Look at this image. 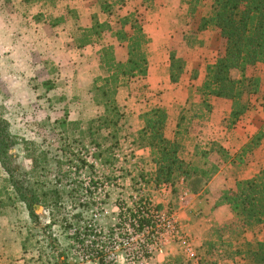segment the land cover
<instances>
[{
	"label": "rangeland",
	"instance_id": "1",
	"mask_svg": "<svg viewBox=\"0 0 264 264\" xmlns=\"http://www.w3.org/2000/svg\"><path fill=\"white\" fill-rule=\"evenodd\" d=\"M128 2L131 11L142 17L148 35L151 34L152 46L148 49H153L155 60L152 61H164V54L174 48L187 60L188 69L187 86H178L172 91L171 85L163 83L164 72L158 71L154 63L153 73L162 84L151 89L143 82L131 85L128 97L134 99L123 108L156 101L164 93L169 101L180 97L185 100L187 88L200 85L206 66L214 62L220 47L216 31L196 35L198 17L207 13L212 0H200L198 16L193 20H188L189 11L184 0ZM20 14H27L21 2L15 7L0 0V118L7 123L13 140V146L7 150V159L0 155V221L8 228L7 238L11 240L6 241L10 242V248L12 245L16 248L14 257L19 264H144L134 258L131 260L137 249L135 238L126 243L125 222L119 220L118 212L119 208H131L141 196L149 193L146 190L149 180L140 174L146 167L133 163L131 157L124 158L122 164H117L110 153L100 157L102 152H97L90 140L80 135L78 126L61 127L59 122L65 106L67 122L83 125V87H77L76 81L72 83L74 77L68 83L64 75L74 72L62 73V67L48 59L47 51L39 52L29 41L30 45L26 46L20 43L21 35L16 34V23L21 26ZM187 33L196 35L202 44L196 42L194 44L198 45L185 47L187 43H183L182 37ZM163 42L167 50L161 49ZM195 72L196 79L193 78ZM259 72L264 78V64ZM46 82L49 85H45ZM211 102L217 104L219 100L211 99ZM219 103L216 114L212 110L207 121L200 119L205 112H199L198 107L188 110L189 134L182 131L180 137L186 148L184 156L187 157L186 151L191 154L196 145L216 149L212 145L215 143L233 154L231 178L252 166L258 173L264 169V140L256 147L251 141L264 126L262 109L247 113L233 130L228 131L221 126L225 117L221 112L222 105L225 103L228 108L229 103ZM215 104L212 105L215 107ZM122 147L115 148L120 155ZM211 160L220 168H225L229 161L217 152L211 155ZM129 164L131 168L126 167ZM131 169L134 176L128 180ZM140 182L145 189L139 186ZM15 184L19 191L15 190ZM20 192L28 196L32 192L42 204H31L28 208ZM176 197L174 195L173 200ZM171 205L176 209V202ZM252 233L248 232V238ZM119 240L124 241V246L115 250L113 241ZM181 253L159 254L149 264H196V261L216 264L218 258L217 253H210L206 247L196 248L193 258Z\"/></svg>",
	"mask_w": 264,
	"mask_h": 264
},
{
	"label": "trees",
	"instance_id": "2",
	"mask_svg": "<svg viewBox=\"0 0 264 264\" xmlns=\"http://www.w3.org/2000/svg\"><path fill=\"white\" fill-rule=\"evenodd\" d=\"M11 5L12 0H1ZM101 11L108 16H116L113 25L98 22L93 17L90 28L81 29L75 26L71 33L79 45L86 46L91 42L111 35L119 43H125L127 54L124 62L116 61L113 47L101 49L100 64L106 71L101 86L93 85L90 92L99 115L81 123L67 122V106L61 123L62 128L73 129L78 126L80 135L90 140L91 144L104 145L110 141L117 143L118 137L125 128V113L116 101L117 92L129 90L132 83L143 82L147 77L148 61L146 46L149 42L142 28V17L137 12L120 14L126 0H97ZM42 2L45 8L55 9V0H24L26 5ZM188 6V20L196 19L200 0H184ZM55 14H60L56 17ZM43 19L42 13L34 16L35 20ZM66 19V20H65ZM68 20L76 22V14L68 8L63 13H50L45 21L51 26L64 24ZM208 30L216 31L220 47L213 63L206 66L204 78L196 88H188V98L184 106L177 109L176 133L173 140L165 137V128L169 110L162 106H153L140 115L142 127L133 134L134 141L140 147L150 150V158L155 165L152 177L155 185L168 184L175 192L176 182L182 178L189 193H207V185L219 172V165L211 160L215 152L228 158L229 153L213 143L214 148L194 146L192 160L186 162L180 157V137L189 134L188 110L198 107L203 113L200 119L208 120L212 111L213 100H224L229 103V111L221 121V126L233 130L239 120L251 111L262 109L264 113V78L259 67L264 64V0H212L208 11L197 20L196 35ZM196 35L187 33L182 37L187 46L202 44ZM97 38V39H95ZM198 44H194V43ZM186 74V62L176 51L169 52L168 80L171 85L179 84ZM197 78V74L193 77ZM49 85L48 82L44 83ZM53 86L50 85V88ZM193 101H196L194 105ZM69 103V101H67ZM198 114V113H196ZM205 116V117H204ZM109 133L105 136V132ZM264 140V126L253 137L251 144L259 146ZM13 146L7 123L0 118V155L7 159V150ZM39 160L36 159V162ZM225 161V160H224ZM14 185L15 190L19 187ZM27 207L41 203L31 194L23 195ZM228 205L231 217L227 221L212 227L203 245L210 253H217L220 258H239L242 264H264V169L248 180H238L233 189L224 190L214 203V207ZM156 206V209H160ZM125 219H135L139 227L150 224L152 218L141 217L127 207ZM32 216V214H31ZM123 211L118 214L121 220ZM252 231L251 239L245 234ZM100 259V258H99Z\"/></svg>",
	"mask_w": 264,
	"mask_h": 264
},
{
	"label": "crops",
	"instance_id": "3",
	"mask_svg": "<svg viewBox=\"0 0 264 264\" xmlns=\"http://www.w3.org/2000/svg\"><path fill=\"white\" fill-rule=\"evenodd\" d=\"M19 2L25 6L27 14L21 15L20 19L18 20L21 26L16 23L17 26V33L20 34L21 37L20 43H23V45H30L29 43L33 44V48L39 49V52L47 51L48 59H51L54 64L59 65V67H62V73H69L74 72V74H65L64 77H66L67 82L69 83L72 81V78L74 77V83L76 81L77 87L82 88L83 87V121L95 117L99 115V108L95 106L93 102V97L90 92V89L93 85L101 86L103 84V80L106 77V71L103 65L100 64V55H101V49L103 47L111 46L113 47V54L115 56L116 61L124 62L126 60V44L125 43H119L116 38H114L111 35L103 36L101 39H97L94 42H91L90 44H87L86 46L79 45L77 41L75 40V37L71 33L74 31L75 26H78L81 29H87L90 28L93 24V17H97L98 22H106L110 25H113L117 21L116 16H108L107 14L103 13L101 11V8L98 4L97 0H55V9L52 8H45L47 6H43L42 2H34L32 4L26 5L24 3V0H12V5H17ZM131 3L126 0L125 6L119 11L121 15H125L131 11L129 5ZM68 8L69 10L73 11L76 14V22L73 20H68L61 25L57 26H51L48 24V22L45 21L47 15L50 13H63V9ZM30 10H34V12H31ZM42 13L44 15V18L35 20L34 16L37 14ZM60 16V14H55L56 17ZM66 20V19H65ZM14 26V25H13ZM15 27V26H14ZM142 28L145 32V34L148 37V44L146 46L147 51V61H148V71H147V77L143 83L151 88L159 87V84L161 83V79H157L155 74L153 73L154 70V63L157 65V70L162 73L163 75V83L171 85L168 80V67H169V54L165 53L163 56V60L161 62H156L154 60L152 61V46L151 44V34L148 35L146 26L142 24ZM150 32V31H149ZM22 39V41H21ZM154 40V39H153ZM27 42V43H25ZM164 45L161 46V49H166V42H163ZM24 48V47H22ZM26 48V47H25ZM158 46H154V49H157ZM153 50V49H152ZM176 51L174 48L171 49ZM169 50V52L171 51ZM178 54V51H176ZM23 54V53H22ZM24 56L27 54H23ZM151 55V56H150ZM58 58V59H56ZM83 60V62H82ZM186 62V71L188 69V62L186 59H184ZM79 72H83V75L79 74ZM78 73V74H75ZM153 73V75L151 74ZM83 76V77H82ZM186 74L183 75L182 80L179 84L171 85L172 88L170 90L173 91V88L175 90V87L186 85L185 79ZM137 83H132L137 85ZM83 84V86L81 85ZM187 86V85H186ZM189 87V86H188ZM125 92V93H124ZM127 94V96H126ZM121 95V96H120ZM167 95L164 93L163 95L158 96V99L156 101H150L149 103L145 104H136L134 107H125V105L131 104V100H133V97H128V92L126 89H121L117 92L116 95V101L121 106L125 113V128L122 130L121 134L118 137L117 143L114 144V141H110L104 145H95L92 146L97 152H102L100 157L104 153H110L112 158L117 159V164H122L124 158H130L132 159V162L141 166H145L146 170L144 169L143 172L141 171V175L143 179L149 180V186H147V191L149 192V196L151 197L152 201L158 205H160L161 210H165L167 208V204L172 202H176V212L175 215L178 218V221L181 226L182 232L190 237L192 240V251L191 254L188 255L190 258L192 254L194 253V250L197 248L204 249L203 241L207 238V235L209 233V230L212 227H215L231 217V211L228 205H219L217 207H214V203L218 199L220 193L224 190L233 189L235 182L238 180H248L252 178L256 173V167L252 166L251 168L247 169V171L241 173H238V177L233 176L232 178L229 175H232V160H233V154L229 153L230 160L227 162V166L225 168H220L219 172L212 178V180L207 185L208 192L202 193V194H193L189 193L186 189L185 182L182 178H180L176 184H175V193L172 191H155L153 187V174L155 171V165L152 163L150 158V150L145 147H140L138 144L134 141L133 134H135L137 131H139L142 127V122L140 120V115L144 113L145 111L149 110L153 106H162L169 110V117L166 123L165 128V137L167 139L173 140L175 138L176 133V114L177 109L180 106H184L187 98H188V88L186 91V98L184 100L181 99V97L178 99L176 98V101H169L168 98H166ZM124 101V104H123ZM223 102H227L224 100H219ZM153 104L151 105V103ZM171 102V104H169ZM212 103L215 104V107L212 108L213 113L216 110L219 109L220 103ZM134 102H132V105ZM123 104V105H122ZM228 104V102H227ZM229 105V104H228ZM223 111L221 112L222 116H225L229 111V106L227 108V105L224 103L222 105ZM212 112V111H211ZM212 115V114H211ZM128 129L127 133L125 131ZM109 133V131L105 132V136ZM90 142V141H89ZM181 150H180V157L185 160L186 162L190 161L191 159H187L188 157L193 156V149L192 153L188 154L186 151L185 154L187 157L184 156L183 151H185V145L181 143ZM223 145V144H222ZM122 147V155L119 154L118 150H115L117 147ZM224 148H226L223 145ZM229 148V147H228ZM189 148V151H191ZM232 151V150H231ZM109 154V155H110ZM125 156V157H123ZM99 157V158H100ZM127 168H131L130 164L126 165ZM133 167H135L133 165ZM231 169V170H230ZM141 170V169H140ZM131 176L127 177L128 180L133 178V171L131 169ZM137 172V171H136ZM241 176V177H240ZM176 197V200H173V197ZM175 206V205H174ZM248 233L245 234L246 239L248 238ZM9 237V230L8 228H4V225L0 221V264H19L20 262L16 260L14 257V252H16V248L12 245L10 248V245L8 241H11L8 239ZM8 240V241H6ZM201 251V250H200ZM178 252L179 254H182L183 252V245L181 243H167L164 247V255L166 256H173L174 253ZM8 254V255H7ZM157 257V256H156ZM216 264H242V261L237 258H231V259H223L220 258L217 255ZM13 258V259H12ZM156 258H154L152 261H155ZM158 259V258H157ZM199 260V258H197ZM198 264V261L195 262Z\"/></svg>",
	"mask_w": 264,
	"mask_h": 264
},
{
	"label": "built area",
	"instance_id": "4",
	"mask_svg": "<svg viewBox=\"0 0 264 264\" xmlns=\"http://www.w3.org/2000/svg\"><path fill=\"white\" fill-rule=\"evenodd\" d=\"M139 186L145 189L143 182H140ZM153 187L155 191L164 192L168 190L173 193L172 186L168 184H153ZM167 205L168 206L164 211L156 209V206L160 205L152 201L149 193H146L145 196H141L131 208H133L134 213L139 209L141 213L140 215L143 218H152L150 224L142 227L138 226L135 219H132V221L125 219L126 208L122 209L124 215L122 219L125 222L124 239H126V243L129 244V241L134 237L136 242L137 249L135 253L132 254L131 260L134 258L139 263L149 264L157 255L164 253V247L169 242L181 243L183 245V253L187 256L191 254L192 240L182 232L178 218L175 215V207L170 203ZM120 211L121 208H119V212ZM113 245L116 250L120 246H124V241H113Z\"/></svg>",
	"mask_w": 264,
	"mask_h": 264
}]
</instances>
